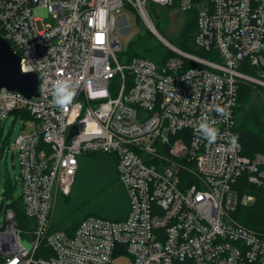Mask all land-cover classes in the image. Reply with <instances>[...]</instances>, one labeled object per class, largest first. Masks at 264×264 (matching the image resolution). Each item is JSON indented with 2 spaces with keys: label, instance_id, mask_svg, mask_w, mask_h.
<instances>
[{
  "label": "built area",
  "instance_id": "1",
  "mask_svg": "<svg viewBox=\"0 0 264 264\" xmlns=\"http://www.w3.org/2000/svg\"><path fill=\"white\" fill-rule=\"evenodd\" d=\"M124 8L168 45L164 62L127 58L116 32ZM157 8L196 11L199 53L158 32ZM0 35L39 78L30 98L0 87V138L11 114L22 121L12 148L30 221L22 228L6 209L0 264H112L123 253L129 264H264V234L233 216L256 199L239 193L242 178L264 189V153L244 154L239 138L231 145L239 85H264V0H0ZM64 78L77 93L67 108L52 95ZM202 114L219 129L214 144L198 131ZM90 152L117 155L128 216L53 229L57 199Z\"/></svg>",
  "mask_w": 264,
  "mask_h": 264
},
{
  "label": "trees",
  "instance_id": "2",
  "mask_svg": "<svg viewBox=\"0 0 264 264\" xmlns=\"http://www.w3.org/2000/svg\"><path fill=\"white\" fill-rule=\"evenodd\" d=\"M186 14L188 19L179 36L178 46L185 51L199 53L200 50L195 44L198 27L196 11L190 10ZM158 23L156 20V26L159 27ZM149 39L150 32H144L133 39L126 51L127 58L142 56L159 63L164 62L170 56V52L161 57L162 46L144 42ZM251 72L255 74L256 70ZM117 81L118 79L115 80ZM253 90L249 84L239 85L235 112V130L242 143L243 153L248 156L258 152L264 153V91L258 100L254 101ZM23 116L31 117L26 111ZM118 161L115 153L90 152L81 155L71 193L57 199L53 229L72 233L81 221L90 215L113 221L126 219L130 210V200L126 188L119 179ZM237 188L241 194L254 193L256 199L249 205H238L233 213L234 218L246 227L264 234V189L248 184L244 178L240 180ZM12 189L13 185L7 178L6 199H13ZM8 207L15 210L20 227L23 228L30 222L25 214L22 197L13 200L11 204H6L5 210Z\"/></svg>",
  "mask_w": 264,
  "mask_h": 264
},
{
  "label": "rangeland",
  "instance_id": "3",
  "mask_svg": "<svg viewBox=\"0 0 264 264\" xmlns=\"http://www.w3.org/2000/svg\"><path fill=\"white\" fill-rule=\"evenodd\" d=\"M155 13V14H154ZM156 15V17H155ZM150 16L157 28L158 32L169 42L178 46L179 36L183 32L188 14L184 11L170 8H157L153 12L151 10ZM119 25L116 29L117 34L120 36L123 45L128 50L129 44L138 35L144 34V32H150L151 39L144 41L147 44L156 43L162 46L161 57L166 56L167 52H170L168 45L153 32L146 21L141 17L135 15L132 10L126 8L119 14ZM126 17L127 22L124 18ZM156 20L159 21L156 26ZM52 21L51 17H45L43 21H38L37 25L39 29H43L46 22ZM128 26V29H127ZM143 42V43H144ZM172 53L170 52V55ZM157 62V61H156ZM159 63V62H157ZM253 87L254 101L263 94L264 85H254L252 83H246ZM22 121L17 119L14 114H11L6 119V127L1 131L0 138V227L4 224L5 217V205L11 204L13 200L19 199L22 193V181H21V165L20 156L17 151L13 150L14 141L18 135L22 132ZM7 178L10 179V183L13 185V199H6V185ZM130 257L127 254H117L112 264H129Z\"/></svg>",
  "mask_w": 264,
  "mask_h": 264
},
{
  "label": "water",
  "instance_id": "4",
  "mask_svg": "<svg viewBox=\"0 0 264 264\" xmlns=\"http://www.w3.org/2000/svg\"><path fill=\"white\" fill-rule=\"evenodd\" d=\"M38 85V75L22 71L20 56L0 35V87L19 91L30 98L38 95Z\"/></svg>",
  "mask_w": 264,
  "mask_h": 264
},
{
  "label": "clouds",
  "instance_id": "5",
  "mask_svg": "<svg viewBox=\"0 0 264 264\" xmlns=\"http://www.w3.org/2000/svg\"><path fill=\"white\" fill-rule=\"evenodd\" d=\"M76 89L71 83L70 79H57L53 85V102L63 108H67L72 104L76 97ZM214 110L217 114L221 116H227L228 112L225 107L220 105H215ZM198 131L202 138L209 144H214L219 138L220 132L217 127H215V121H210L207 114H202L200 118V123L198 125ZM231 145L233 148L239 147L238 137L233 136L231 139ZM8 264H13V260H9ZM43 264V262H41Z\"/></svg>",
  "mask_w": 264,
  "mask_h": 264
}]
</instances>
